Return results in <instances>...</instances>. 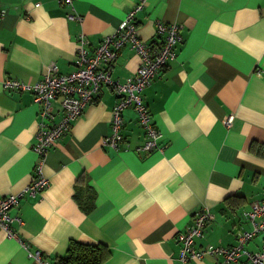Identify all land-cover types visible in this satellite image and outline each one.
<instances>
[{"label":"crops","instance_id":"crops-1","mask_svg":"<svg viewBox=\"0 0 264 264\" xmlns=\"http://www.w3.org/2000/svg\"><path fill=\"white\" fill-rule=\"evenodd\" d=\"M141 1L135 20L144 40L157 41V21L180 24L175 56L142 91L160 149L139 148L132 107L122 111L118 149L104 144L117 94L102 84L47 151L48 185L10 210L23 220L13 222L18 238L0 226V264H49L69 239L105 244L101 264H180L176 233L203 207L212 218L197 247L234 244L250 228L242 212L264 189V0H73L81 21L58 0H0V196L32 179L39 120L32 93L7 91L3 79L33 82L49 63L72 70L78 34L92 47ZM138 63L123 45L111 76L123 81ZM246 246L264 250V230ZM35 250L40 260L29 256Z\"/></svg>","mask_w":264,"mask_h":264},{"label":"built area","instance_id":"built-area-1","mask_svg":"<svg viewBox=\"0 0 264 264\" xmlns=\"http://www.w3.org/2000/svg\"><path fill=\"white\" fill-rule=\"evenodd\" d=\"M58 1L70 8L71 11L67 14L69 18L81 21L82 16L73 9V0ZM38 4L39 2H35V5ZM142 4V1L136 3L124 15L118 27L111 33L104 34L92 47H88L83 33L78 34L72 70L62 73L55 63H49L47 72L33 82L9 77L3 79L2 86L5 90H29L33 102L39 107V120L32 145L36 156L32 179L19 191L0 196V226L8 237L18 238L13 222H23L18 213H11L10 210L19 205L24 194L34 196L48 185V178L43 173L47 151L69 130L71 122L82 114L85 105L98 93L102 84L109 85L117 94L110 110V131L104 137V144L118 149L122 139V111L126 107H132L144 136L139 148L145 152L160 149L158 140L161 134L154 124L142 91L162 66L175 56V47L181 41L180 24L157 21V41L144 40L138 33L135 20V12L142 8ZM2 13L3 9L0 7V17ZM126 44L136 52L139 63L133 75L120 81L111 76L109 65L119 49ZM54 101H58V110L53 105ZM231 120L232 116L229 115L225 124L229 125ZM242 216L249 221L250 228L237 232L234 244L197 247L196 238L202 234L212 213L207 207L195 211L191 222L176 233L180 245V264L201 260L204 255L213 258L211 264H264V250H251L246 246L255 234L264 230V189L262 197L252 200ZM28 254L41 259L39 250L29 251Z\"/></svg>","mask_w":264,"mask_h":264},{"label":"trees","instance_id":"trees-1","mask_svg":"<svg viewBox=\"0 0 264 264\" xmlns=\"http://www.w3.org/2000/svg\"><path fill=\"white\" fill-rule=\"evenodd\" d=\"M109 253L105 244L69 239L64 253L55 255L49 264H101Z\"/></svg>","mask_w":264,"mask_h":264}]
</instances>
